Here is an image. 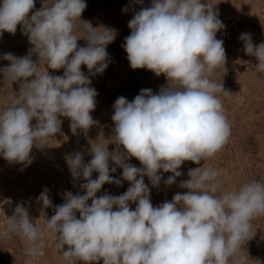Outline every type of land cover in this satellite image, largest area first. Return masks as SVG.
I'll use <instances>...</instances> for the list:
<instances>
[{
    "label": "clouds",
    "instance_id": "9594fccd",
    "mask_svg": "<svg viewBox=\"0 0 264 264\" xmlns=\"http://www.w3.org/2000/svg\"><path fill=\"white\" fill-rule=\"evenodd\" d=\"M86 7L84 0H53L51 4L45 0L28 19L34 0H3L0 5V34H14L22 24L34 46L25 57L3 56L10 65L0 71L13 82L24 81L17 97L0 110V155L6 160L30 164L34 144L45 145L48 137L60 131L58 116L70 118L74 134L95 123L90 112L98 93L89 87L91 80L81 65L102 73L108 67L106 46L115 39V32L81 22ZM77 20L88 32L87 46L79 49L74 34ZM128 26L131 33L122 47L131 68L164 74L177 87L161 88L158 94L142 89L131 102L117 98L112 116L114 142L126 149L127 156L110 154L106 144L98 142L92 146L88 164L79 152L67 157L73 177L82 175L87 181L81 185L86 194L66 192L65 203L44 219L45 227L57 234L56 248L68 264H95L101 259L103 264H229L249 239L252 219L264 215V183L252 180L238 190L216 195L219 172L200 167L190 170L191 178L181 182L186 193L153 207L143 179L146 175L153 185L158 184L162 169L172 173L165 181L171 185L182 175L178 169L185 161L199 164L227 144L231 125L217 95L227 92L208 78L225 63L223 41L216 39L222 22L210 0H153ZM240 39L246 53L259 61L258 71L264 72V42L254 46L248 33ZM31 52L48 68H63V76L40 71ZM131 157L143 168L124 162ZM110 159L123 168V179L130 187L120 196L95 198L103 184L120 183L109 174ZM93 171L99 173L95 180L90 178ZM38 200L45 208L51 206L48 189ZM130 201L137 203L135 210H130ZM7 232L25 239L29 256H37L43 247L44 233L22 205L9 218ZM65 245L67 250H63Z\"/></svg>",
    "mask_w": 264,
    "mask_h": 264
},
{
    "label": "rangeland",
    "instance_id": "374dc122",
    "mask_svg": "<svg viewBox=\"0 0 264 264\" xmlns=\"http://www.w3.org/2000/svg\"><path fill=\"white\" fill-rule=\"evenodd\" d=\"M3 0H0L2 5ZM45 0H34V8L30 10L28 19L44 6ZM53 0H49L51 4ZM87 7L80 16L81 22H87L93 28H108L114 30L115 39L106 46L108 67L102 73L91 72L86 65H81V71L91 80L89 87L97 91L96 104L90 112L95 123L88 129L78 128L75 134L70 128V118L58 116L61 120L60 131L47 138L45 145L33 146L29 156L31 163H17L6 160L0 155V264H68L62 252L56 248L57 234L46 229L44 219H50L55 214V208L65 203V193L85 195L81 185L87 181L81 176L73 177L66 158L81 153L83 163L88 164L92 156V146L95 143L106 144L110 154L120 153L127 156L126 149L114 142L115 122L114 103L119 97H125L131 102L142 89H151L158 94L161 88H176L177 85L168 81L164 74L159 76L146 69H133L127 59V53L122 45L131 33L128 23L135 14L144 8L152 6L153 0H84ZM208 3L209 0H201ZM213 11L222 22V27L216 32V39L223 41L225 63L217 67L208 77L211 81L222 84L227 93H217L224 113L231 125V135L224 148L213 157L201 160L199 164L185 161L178 169L182 175L171 185L165 181L171 172L158 171L161 180L153 185L148 176L144 183L149 188L150 202L158 207L163 202H171L177 193L188 191L180 187L181 182L189 180L190 170L208 168L219 172L217 182L220 185L216 195L222 192L238 190L243 184L256 180L264 183V72H259V61L245 51L241 34L251 35V42L258 46L264 42V0H210ZM79 20L76 21L74 34L77 36V49L87 46L86 28ZM34 46L29 42L28 35L22 24L17 25L14 34H0V70L8 67L10 61L3 56L11 53L15 57H25ZM71 57V54H70ZM31 59L38 65L40 71H47L51 76H63L64 69L48 68L45 61L40 60L35 52ZM31 80V78H29ZM24 81H11L3 71H0V110H3L20 92ZM35 126L37 121L33 119ZM127 164L137 168L143 165L135 157L125 159ZM115 168V172L111 169ZM109 174L116 183H105L96 193L95 198L105 194L120 196L130 187V182L123 179V168L109 160ZM99 173L93 171L91 179L95 180ZM140 177L138 176L137 179ZM48 189L51 206L45 208L38 200L40 194ZM91 206L92 200L87 201ZM22 205L28 212L30 221L43 231V247L35 257L26 252L28 247L24 238L14 232H7L8 220L15 214L17 205ZM137 203L129 202L130 210H135ZM113 210H117L116 206ZM45 215L42 216L41 212ZM77 219L80 213L76 212ZM251 233L245 240L229 264H264V215L251 221ZM67 245L63 250H67ZM77 264H84L77 261ZM95 264H103L101 259Z\"/></svg>",
    "mask_w": 264,
    "mask_h": 264
}]
</instances>
